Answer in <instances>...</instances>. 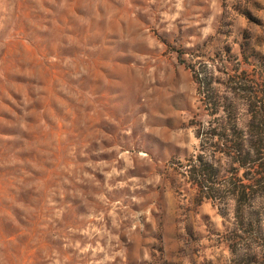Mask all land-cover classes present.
I'll return each mask as SVG.
<instances>
[{"label":"rangeland","instance_id":"obj_1","mask_svg":"<svg viewBox=\"0 0 264 264\" xmlns=\"http://www.w3.org/2000/svg\"><path fill=\"white\" fill-rule=\"evenodd\" d=\"M261 103L264 0H0V264H264Z\"/></svg>","mask_w":264,"mask_h":264},{"label":"trees","instance_id":"obj_2","mask_svg":"<svg viewBox=\"0 0 264 264\" xmlns=\"http://www.w3.org/2000/svg\"><path fill=\"white\" fill-rule=\"evenodd\" d=\"M261 104H264V103H261ZM261 107H262V105H261ZM256 118L259 119V126L257 129V132H259V137L257 139L259 145H258V147L257 146L254 147V150H256V153H259L260 151L264 152V112L256 114ZM235 124H237V119H235ZM246 141L247 140H245L244 137L241 136L240 141H230V143H229L230 145L228 144L226 146H228L229 148L231 147V148L235 149L236 151L239 152L238 154L241 155V154H243V151H245ZM249 156H250V151L244 153L240 157V159H238L237 162L240 163V165L245 164V163L249 162L248 161ZM259 164L264 167V160H262ZM194 170L197 171L198 173H200V175H203L204 171H207V172L212 171L213 172L214 168H213L211 163H204V164H201L199 167L195 168ZM262 177H263V174L258 177V180L260 181L262 179ZM200 186L203 187V181L200 182ZM247 192H248L247 188H245L243 190L241 189L240 190V195H241L240 198H243L245 195H247Z\"/></svg>","mask_w":264,"mask_h":264}]
</instances>
